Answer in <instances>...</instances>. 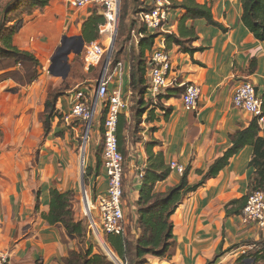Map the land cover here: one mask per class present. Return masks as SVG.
Masks as SVG:
<instances>
[{"label":"crops","instance_id":"crops-1","mask_svg":"<svg viewBox=\"0 0 264 264\" xmlns=\"http://www.w3.org/2000/svg\"><path fill=\"white\" fill-rule=\"evenodd\" d=\"M142 1L145 6L150 2ZM198 1L212 7L215 19L226 30L209 25L203 19L190 21L199 35L192 45L203 49L190 54L173 44L168 50L173 60L172 77L179 84L199 86L201 96L196 110L185 108L183 96L163 97L161 104L164 110L154 105L151 107L154 108L153 121H145V114L141 140L131 142L128 134L124 211H130L131 215L125 219V235H140L136 202L143 180L138 179L137 164L145 166L146 171L149 162L146 143L159 141L153 147L154 152H163L168 165L177 161L185 168L190 167L189 182L195 184L203 177L198 171L206 172L230 148V135L247 128L254 119L233 106L235 86L240 81L249 80L259 88V94L264 98V42L243 24L241 0ZM95 11L103 15L102 9L95 5L74 8L68 0H49L46 8L36 9L30 15L36 19L27 21L21 32L15 35L14 44L27 51L35 49L37 44L32 40V34L47 30V33H40L39 39L44 40L40 41L37 52L45 61L53 54L54 48L57 49L59 35L83 36L85 39L84 25ZM184 13L181 8L172 9L174 20L168 25L170 28L163 31L165 34L156 39V47L166 48L167 34L178 32L179 19ZM34 22L39 24L38 30L34 28ZM107 25V22L99 25V36L95 41H103ZM138 44L135 41V45ZM149 56L150 51H147V62ZM253 60L255 68H251ZM132 62L130 51L125 59L120 58L111 72L106 99L115 91L130 97ZM85 67L84 75L90 69ZM4 72L0 71L1 74ZM45 80V75H40L39 79L31 82L33 86L30 83L15 94L6 91V88L14 86L8 84V78L0 79V252L10 254V264H63L62 260L70 250H80L86 240L80 242L69 238L64 227L52 225L44 218L50 210V188L53 185L61 191H76L77 186L81 187L76 176L78 154H73L69 146L59 147L49 137L50 133L45 134L40 119L43 105L38 101L40 92L44 91ZM84 82H87L85 87L92 91L96 80L86 79ZM175 87L181 86L169 88ZM63 97L70 99L71 104L70 95L61 96L58 107L63 103ZM46 98L47 95L44 102ZM169 109L171 112L166 116ZM253 151L252 146L241 149L217 177L208 179L183 199L172 216L174 244L169 255H150L144 264H235L243 255L244 247L255 244L254 253L263 246V233L243 224L240 215H227L226 212L229 202L249 192L253 172L249 164ZM97 154L96 148L83 153L84 158L87 156L88 168L92 170L87 178H90V196L94 200L108 190V176L103 163L100 169L97 168ZM181 178L177 171L171 170L166 180L157 183L156 190L166 192ZM76 218L83 220V216L78 214ZM88 241L86 245H92ZM93 250L99 253L96 246ZM250 258L254 259L250 264H264L262 259L256 260L255 257L245 258L244 264Z\"/></svg>","mask_w":264,"mask_h":264},{"label":"trees","instance_id":"trees-1","mask_svg":"<svg viewBox=\"0 0 264 264\" xmlns=\"http://www.w3.org/2000/svg\"><path fill=\"white\" fill-rule=\"evenodd\" d=\"M171 8H181L185 13L179 19L178 32L167 34L165 41L167 50L173 44L181 47L183 52L194 54V52L203 49L194 47L192 43L199 39V35L190 21L198 19L205 20L209 25L217 26L226 30L219 23L213 14L212 7L207 3H200L198 0H170ZM243 13L241 20L243 24L254 34V36L264 42V0H241ZM49 5V0H11L8 1L3 9V21L0 25V60H16L17 64L22 62L32 63L37 67L40 61L36 56L27 50L20 49L14 44V37L24 27V15H32L36 9L43 10ZM1 6V0H0ZM148 9V7L146 8ZM13 23L8 25V23ZM107 22L104 15L97 11L86 21L84 25V36L87 42L95 41L99 34V25ZM144 36L140 38L138 46L133 43V62L131 71V89L134 94H138L135 104L136 113L132 110L130 116L121 114L118 124V140L120 150L126 158L128 134L136 128L141 130L140 125L144 121H153L154 108L159 107L164 110L162 103L163 97L183 96L186 91V85L181 87L169 88L166 93L161 95L160 101L154 104L152 100L146 99V89L148 87L147 68L148 62L146 52H152L156 39L163 31L154 33L143 28ZM138 47V49H137ZM139 50V53H138ZM118 52V51H117ZM113 51L111 64L109 66V76L119 63V58ZM119 53V52H118ZM255 60L251 63V68H255ZM37 76L32 77L31 82L35 81ZM30 82V83H31ZM28 83V84H30ZM63 94L50 92L48 94L45 106L46 117L44 120L45 134L50 133L53 118L57 110V103ZM171 110H166V116ZM105 120V117H104ZM104 123V122H103ZM232 145L225 153L218 157L208 168L206 172L199 170L198 173L203 175L202 179L191 184L189 182V173L191 168L187 167L180 182L169 188L166 192L156 190L157 183L166 180L171 174V169L165 161L164 153L154 152L153 147L160 142L152 140L146 143V152L149 157L148 166L142 181L140 197L136 202L137 223L140 229L139 237L131 233L127 235L108 234L107 240L119 257L128 264H144L148 256L166 257L169 255L170 248L174 244V222L172 216L183 199L191 192L200 188L208 179L217 177L220 172L229 164L230 159L235 156L241 149L246 146H252L253 157L250 161V167L253 168L251 174L249 192L241 198L232 200L226 205L227 215H240L245 207L250 194L256 190L264 191V129L262 130L256 119L245 128L237 130L230 135ZM137 141V140H136ZM102 151L97 154V168L102 165ZM127 159V158H126ZM127 166L125 164L124 172ZM92 173L90 168L87 169L86 177ZM76 199L74 190L61 191L57 187L50 188V210L44 214V218L52 225H59L65 228L67 235L71 239H77L83 242L86 239L88 230L84 220L74 218L73 203ZM264 245V244H263ZM255 257L256 260L264 259V246L253 253V255L243 254L239 260ZM63 264H115L105 253H94L92 248L87 251L70 250L67 257L63 258Z\"/></svg>","mask_w":264,"mask_h":264},{"label":"built area","instance_id":"built-area-1","mask_svg":"<svg viewBox=\"0 0 264 264\" xmlns=\"http://www.w3.org/2000/svg\"><path fill=\"white\" fill-rule=\"evenodd\" d=\"M74 8H83L88 5H95L102 9L103 15L108 24L117 23L121 0H68ZM147 2V0H146ZM148 9L139 13V20L144 28L150 32L165 31L167 26L174 20L170 0H150L146 3ZM135 41L139 43L144 32L133 31ZM108 38V37H107ZM112 37H109L108 45L99 41H92L85 44L84 60L88 68L99 66L106 57L107 52L112 46ZM111 64V63H110ZM110 66V65H109ZM109 67L103 73L100 80L97 96H92L83 88H77L70 94L71 108L64 113L63 119L69 123L76 119L83 120L87 123V130H92L95 122L100 95L106 92L110 84ZM173 60L166 48L154 46L148 57L147 80L145 98L152 100L154 104L160 101V96L166 93L170 86L186 85V91L182 97L186 109L196 110L201 96V89L197 85L179 84L172 77ZM105 74V75H104ZM102 88V91H101ZM233 106L239 108L253 116L257 120L261 129H264V98L256 93V86L249 80L240 81L234 88ZM131 101L122 93L117 91L109 94L106 99V115L103 123V167L108 176V190L106 193L96 196L95 200L91 199L88 191L85 189L82 193V201L87 203L86 214L92 213L93 209L97 211L100 221V230L104 234L125 235V211H124V167L126 159L120 150L118 140V124L121 114L129 117L131 112ZM85 153V151H84ZM172 171H177L181 176L184 175L186 168L177 161L169 164ZM145 175V166L137 164V176L142 181ZM89 200L91 203H89ZM241 221L247 226H253L264 235V191H253L240 214ZM246 246V245H245ZM256 245L246 246L243 248V254L253 249ZM104 253L115 264H128L123 261L112 248L105 244ZM0 264H10V254L0 252Z\"/></svg>","mask_w":264,"mask_h":264},{"label":"rangeland","instance_id":"rangeland-1","mask_svg":"<svg viewBox=\"0 0 264 264\" xmlns=\"http://www.w3.org/2000/svg\"><path fill=\"white\" fill-rule=\"evenodd\" d=\"M8 1H11V0H1L0 25H1V22L3 21V9ZM146 8L147 7L144 5L142 0H121L120 12H119L117 23L114 24L113 22L112 24H108L106 26V30L104 29V31H106L105 32L106 36H104L105 38H103L102 42L105 45H108V43L110 42L109 37H112L113 39L112 43L114 42L113 51L119 52V53L118 52L115 53V56H117L119 59L120 58L125 59L128 51H130V53H132L133 55V48H132L133 45L132 44L135 43V40H136L133 31H135V33L138 34V32L144 28V26L141 24L139 20V13L142 10H146ZM31 19H33L34 21L36 17L33 16V18H31L30 15H24V26L27 24V21L29 22V20ZM34 23H35L34 28L38 30L37 26H39V24L37 22H34ZM10 24H13V23H8V25ZM169 28L170 27L167 26L166 29H169ZM47 32L48 31L45 29H43V31L41 32H38V31L34 32L32 34L33 35L32 40H34L35 44L37 45H35V49L28 50L36 56V58L40 61V64L37 67L28 65L27 68H25L23 65L19 63L16 67L8 69V70H18L19 73L17 74L18 81H15L12 78H8L9 80L8 84L12 86L14 85V86L12 88L11 87L6 88L7 92H12L16 94L19 92V90H21L23 87L26 86V85L23 86V84L20 83L19 81L26 82L28 79L27 73L34 72L35 76H37V79H39L40 75L44 74L45 79H46L45 80L46 82L44 83L45 88H44V91L40 92L39 99H38L40 105H43V109L41 110V113H40V116H41L40 119L42 122H44L45 117H46V106H45L46 101L44 102V96L47 95L48 97V94L50 92L61 93L63 94L62 96H69L71 91L77 88H83L87 90L89 94H91L90 100H92V96H97L99 84L101 83L100 80L104 73L105 61L109 53L107 52L105 59L98 67L90 68L87 71L86 75L83 74V69L86 68L85 61H84V53H81L80 55H76L74 53L71 54L69 57V61L71 64V71L68 75L69 77L71 76V78L67 77L66 79H64L62 76L53 75L49 70L50 66L52 65V58L55 56L57 49L62 45L63 37H61L60 35L57 37L56 39L57 49L54 48L53 54H51V56H49L45 61H43L41 57L39 56V54L37 53L39 51L38 46H39L40 41L44 40L43 38L39 39L41 37L40 33L44 34ZM159 47H162V46H159ZM121 54H122V57H121ZM86 79L96 80L95 87L91 88L92 91H90L89 89L85 87L87 82H84V81ZM16 82L18 83V86H16ZM31 86H33V83H31ZM99 95H100L99 106H98L95 122L93 124L91 131L89 130L87 133V123L83 120L76 119L74 121H70L69 123L64 121L63 112L64 111L69 112L71 104H70V99L63 97V100H62L63 103H61L59 107L58 105L56 107L57 110L54 113L56 117L53 118L49 137L53 138L59 147L63 148V147L69 146L72 148L73 154L74 153L78 154V161H77L78 168L76 171V176L79 182L78 184L81 183V187L79 186L76 187V191H75L76 199L73 203V212L75 213L74 218L76 220H80L76 218L77 214L83 216V220L86 222L87 230H88L86 240L82 244L83 246L80 247V250L87 251L90 248H92L93 250V246H96L99 253H104L105 244L111 247V245L109 244L107 240V234L102 233V231L98 232L96 230L95 223L98 226L97 229L100 230V221L97 216V211L93 209L92 213L88 212L86 214V209H87L86 204L84 208V202L82 201V193L84 192L85 188L87 189L89 195L92 194V187L90 186V178L86 177L88 166H86L85 168H82L83 153L85 151V154H86L87 145H88L89 152L91 150H94V148H96V150H98V153H99V150L101 149V143L103 140V127L102 126L104 122V117L106 115V94L104 92V89H103V92ZM125 97L130 99L131 104H132L131 110L132 112L134 111L136 113V109L134 107L138 99V94H134L132 91V93L130 94V97L129 96H125ZM143 126L144 124L142 125L141 123L140 125L141 130H139L138 132L137 129H135L136 128V124H135V128H133L130 131L131 142L136 141V140H141L143 136L141 135L140 132L142 131ZM43 127H44V123H43ZM47 138L48 136L45 137L44 142H46ZM37 148L39 150V147ZM37 152H36V155H37ZM128 157L129 156L126 154V158ZM63 162L64 161H62V163ZM55 186L56 185H53L52 187H55ZM68 190H72V189H68ZM130 215H131L130 211L128 210L125 211V219L126 217L127 218L130 217ZM88 240L92 242L91 243L92 245H86V242ZM254 249H256V247H254L253 250L251 249L250 251H248L247 255L249 254L253 255L252 251H254ZM93 252L97 253L94 250ZM262 260L264 262V259ZM244 263H245L244 260H239L235 264H244Z\"/></svg>","mask_w":264,"mask_h":264},{"label":"water","instance_id":"water-1","mask_svg":"<svg viewBox=\"0 0 264 264\" xmlns=\"http://www.w3.org/2000/svg\"><path fill=\"white\" fill-rule=\"evenodd\" d=\"M85 39L83 36H77V37H69L65 35L62 39V45L57 49V52L55 56L52 58V65L50 66V72L53 75L56 76H62L64 79H66L71 71V64L69 62V57L72 53L76 55H80L84 51L85 47ZM113 47H114V42L112 43L111 49L109 50V53L107 55L105 65H104V72L108 69L110 63H111V58L113 54ZM23 65L25 68H27L28 65H33L32 63L28 62H22L20 63ZM18 64L16 60H0V71L5 70L3 74L0 75L1 80H5L7 78H12L15 81H18L17 74L19 73L18 70H8L10 68L16 67ZM55 66H58V69H55ZM34 76V72L32 73H27V81L26 82H21L23 85H27L28 83L31 82L32 77ZM21 80V79H20ZM256 93H259V88L256 87ZM88 133V130H87ZM84 159V155H83ZM250 264L254 261L253 258L247 259L246 260Z\"/></svg>","mask_w":264,"mask_h":264},{"label":"bare ground","instance_id":"bare-ground-1","mask_svg":"<svg viewBox=\"0 0 264 264\" xmlns=\"http://www.w3.org/2000/svg\"><path fill=\"white\" fill-rule=\"evenodd\" d=\"M106 30V28H104ZM101 91H102V88H101ZM91 131V130H90ZM88 150V145L86 147V151ZM87 166V156L85 155V158L83 159V156H82V168H85Z\"/></svg>","mask_w":264,"mask_h":264},{"label":"flooded vegetation","instance_id":"flooded-vegetation-1","mask_svg":"<svg viewBox=\"0 0 264 264\" xmlns=\"http://www.w3.org/2000/svg\"><path fill=\"white\" fill-rule=\"evenodd\" d=\"M55 69H57L59 71L58 66H55Z\"/></svg>","mask_w":264,"mask_h":264}]
</instances>
